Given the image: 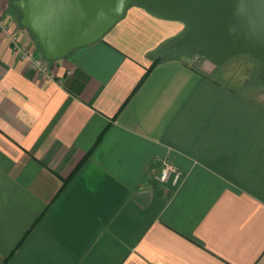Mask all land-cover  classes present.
I'll return each instance as SVG.
<instances>
[{
  "label": "crops",
  "instance_id": "0c3cea01",
  "mask_svg": "<svg viewBox=\"0 0 264 264\" xmlns=\"http://www.w3.org/2000/svg\"><path fill=\"white\" fill-rule=\"evenodd\" d=\"M0 17V264H264V103L164 54L184 22L133 4L46 76Z\"/></svg>",
  "mask_w": 264,
  "mask_h": 264
},
{
  "label": "water",
  "instance_id": "95a60500",
  "mask_svg": "<svg viewBox=\"0 0 264 264\" xmlns=\"http://www.w3.org/2000/svg\"><path fill=\"white\" fill-rule=\"evenodd\" d=\"M143 5L167 20L187 25L173 44L214 66L247 54L261 64L264 82V0H15L20 25L44 59L53 62L94 44L123 18L128 7Z\"/></svg>",
  "mask_w": 264,
  "mask_h": 264
},
{
  "label": "rangeland",
  "instance_id": "374dc122",
  "mask_svg": "<svg viewBox=\"0 0 264 264\" xmlns=\"http://www.w3.org/2000/svg\"><path fill=\"white\" fill-rule=\"evenodd\" d=\"M174 43L163 47L164 54H169ZM174 51L172 54L183 55L185 58H195L185 48H174ZM197 59L205 61L200 57H197ZM214 67V73L212 74L214 80L222 82L237 91L249 94V96L264 103V82L256 79L261 70V64L257 60L247 54H239L227 59L222 65Z\"/></svg>",
  "mask_w": 264,
  "mask_h": 264
},
{
  "label": "built area",
  "instance_id": "2783aa9c",
  "mask_svg": "<svg viewBox=\"0 0 264 264\" xmlns=\"http://www.w3.org/2000/svg\"><path fill=\"white\" fill-rule=\"evenodd\" d=\"M5 27V20L0 17V28ZM11 44L14 52L18 54L20 59L28 61L32 67L43 75H48V62L43 59H36L33 57L28 50L19 44L17 37L11 36ZM181 172L169 164L166 160L162 161L160 171L154 176V180L161 184H169L171 187L175 188L179 185L181 181Z\"/></svg>",
  "mask_w": 264,
  "mask_h": 264
},
{
  "label": "trees",
  "instance_id": "16d2710c",
  "mask_svg": "<svg viewBox=\"0 0 264 264\" xmlns=\"http://www.w3.org/2000/svg\"><path fill=\"white\" fill-rule=\"evenodd\" d=\"M14 0H12V2H13ZM14 6V5H13ZM14 8L19 12V18L21 19V13H20V11H19V9L16 7V6H14ZM76 169H78V166L73 170V172H72V174H74V172L76 171ZM72 174H71V176H72ZM70 176V177H71Z\"/></svg>",
  "mask_w": 264,
  "mask_h": 264
},
{
  "label": "flooded vegetation",
  "instance_id": "af4514ba",
  "mask_svg": "<svg viewBox=\"0 0 264 264\" xmlns=\"http://www.w3.org/2000/svg\"><path fill=\"white\" fill-rule=\"evenodd\" d=\"M14 1H15V0H14ZM14 1H13V2H14Z\"/></svg>",
  "mask_w": 264,
  "mask_h": 264
}]
</instances>
